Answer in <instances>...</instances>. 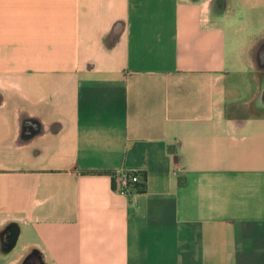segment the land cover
<instances>
[{
    "label": "crops",
    "instance_id": "1",
    "mask_svg": "<svg viewBox=\"0 0 264 264\" xmlns=\"http://www.w3.org/2000/svg\"><path fill=\"white\" fill-rule=\"evenodd\" d=\"M0 264H264V0H0Z\"/></svg>",
    "mask_w": 264,
    "mask_h": 264
},
{
    "label": "built area",
    "instance_id": "2",
    "mask_svg": "<svg viewBox=\"0 0 264 264\" xmlns=\"http://www.w3.org/2000/svg\"><path fill=\"white\" fill-rule=\"evenodd\" d=\"M113 187L115 191L125 195L143 191L145 187L143 173L139 170H129L114 174Z\"/></svg>",
    "mask_w": 264,
    "mask_h": 264
},
{
    "label": "trees",
    "instance_id": "3",
    "mask_svg": "<svg viewBox=\"0 0 264 264\" xmlns=\"http://www.w3.org/2000/svg\"><path fill=\"white\" fill-rule=\"evenodd\" d=\"M143 176H144V174H143ZM144 179H145V177H144Z\"/></svg>",
    "mask_w": 264,
    "mask_h": 264
}]
</instances>
